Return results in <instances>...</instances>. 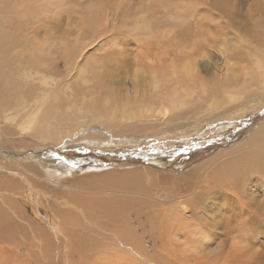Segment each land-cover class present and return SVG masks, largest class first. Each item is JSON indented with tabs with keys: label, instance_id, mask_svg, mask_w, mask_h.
<instances>
[{
	"label": "rangeland",
	"instance_id": "obj_1",
	"mask_svg": "<svg viewBox=\"0 0 264 264\" xmlns=\"http://www.w3.org/2000/svg\"><path fill=\"white\" fill-rule=\"evenodd\" d=\"M5 1L10 2L14 6V13H16L14 15L18 17V20L12 25V32L17 35V29H29L33 30L38 37L36 42L33 40L27 43L20 39L19 42L16 41V36L11 37L14 47H25L30 51L29 53L25 52L24 54H19L18 57L13 56L17 59L16 62L9 68L0 69V103L6 107V115L16 116L17 113H20L19 117H22V114L32 112L37 105L35 102L38 101L37 99H39V97L44 96L46 93L52 94L57 91V89L60 93L64 92L66 97H72L74 95L76 101H83L85 99L88 102L86 96L93 98L91 94H95L96 91V82L93 81L94 78H91L92 76L90 75L91 72H94L93 67L96 66L110 68L111 73L114 74L112 76L117 78L119 84L122 85V89L127 93V90H132L133 82L131 79L137 68L143 71L146 69L145 65L158 68L165 63H161L159 60L166 57V50H153V47H156V41L153 40L149 42L150 38H147V32L142 27V24L140 25L138 22L140 17L146 16L156 3L163 0H44L32 6L33 8L36 6L34 11L27 6H21V0ZM170 1L173 3L182 2L181 4L185 5L187 9L186 11L180 10L177 12L179 15L178 17L173 16L170 12H164V10H162V15L167 19L164 20L166 24L185 26L190 32L194 30V32H196L195 27L197 28L200 25H204L206 27V31L202 29L204 34L210 32L215 37L219 36L218 40L227 39L228 41H234L239 47L238 52H240L242 45L240 39L251 43L250 40L256 36V32L264 37V0H225L228 3L225 1L223 2V0L222 2L221 0ZM222 3L225 4L222 5ZM94 6L102 8L103 14L101 15L105 23L99 26L91 25L87 26L88 28L86 26L83 27L82 20L84 14H87ZM7 9V7L4 8L6 12ZM138 9L149 10L142 15V12L138 13ZM187 23L189 25H187ZM134 25L138 28H132ZM197 31L200 32L201 30ZM203 31L200 32L202 35H204ZM200 33H198V35H200ZM207 34L204 35L206 36L207 44L206 41L202 39V42L200 41V43L204 42L201 47L205 49L204 51L207 55L198 62L199 70H201V78L204 79V82L214 79L216 75L224 69V65L230 66L231 68L234 66L238 69H245L247 67V58L242 56L241 52L237 53L236 57L229 56V58L233 60L236 58V61H229V59L224 61V59L221 58L222 56H220V50L213 46L214 40ZM252 44H254L255 47L258 45H256V43ZM36 48H39V51ZM117 50L120 52L118 53L120 56L117 55ZM39 52L43 54V58L39 57ZM156 52H159L161 56H154ZM71 53L77 58L73 66L67 65L68 62L73 61L71 60L73 57ZM169 53L171 59L168 58L173 60V52L170 51ZM22 56H25V60L20 62ZM147 57L149 58L148 60H146ZM170 60L169 62H171ZM40 61L44 62V64L38 69L36 66ZM117 64L119 68L115 66ZM97 67L96 70L99 69H97ZM80 70H82L83 74L79 72ZM223 72H225V70H223ZM6 74L9 75L8 78ZM39 75L46 78V84L41 83L42 78L38 77ZM149 80L148 76H145V80H142L140 84L144 85ZM26 90L27 94H23ZM136 91L142 93L141 87L139 86ZM261 95L262 94L258 91L253 92L252 95L251 93L247 94L244 99L247 101L248 106L238 107L234 112H229L226 115L220 110V112L218 111V115L220 116L213 117V119L212 117H206V119H208L202 122L204 126L202 124L195 125L194 114L190 113V110L186 112L185 110L187 108H185L183 110L184 118L179 122V124L183 126V129H179V131L169 130V132H167L168 130H166V128H161L162 126L159 127L160 129L144 131L141 124L159 122V120H157L158 118H151L137 125V129L132 131V133L129 132L130 134L128 131L125 132V126L128 125V122L124 119H119L120 122L118 126H122L120 128H108L105 123L94 124L95 122H93L90 126L80 127L74 132L75 134L68 136L63 142L57 144L54 142H42L34 138L33 143L31 142L30 144L21 146L19 145L20 143H18V139L22 138V136H16L12 137L9 145L6 146L8 142L5 144V141L7 140L0 136V215L3 216L5 221L8 220L7 223L0 225V229L1 227L6 228L4 231L0 230V264H46L47 259H54L55 263L58 262L57 264H70L72 262V264H157L156 261L158 262L159 259L167 262L166 259L168 257L164 255V250L161 248L163 245L159 239L156 240V231L151 230L147 225L144 227L139 226L142 224L137 219L139 208H142V210L146 209V205L144 206L135 196L129 195L140 192V188L145 186V191L149 193L155 189V192L163 191L165 194H169L172 190L175 191V195L177 192L182 193L183 197H187L195 188L201 191L205 183L209 180L211 172L215 167L225 163L233 157L242 156V154L244 155L248 152L244 150L234 153L237 156L229 154L224 158L216 160L217 162L212 164V166L209 165L218 158V155L220 156V154L222 155L223 153L238 150L237 148L241 147L244 144L243 142H246L251 134L264 124V94L263 96ZM77 103H80V101ZM244 104H246V102ZM51 105L52 104L48 103L47 107ZM26 106L29 108L27 107V109ZM25 110H28V112H25ZM47 110H49V108ZM242 111L245 113H242ZM93 113V110H89V113L87 112V115L83 116L81 121L92 118ZM0 122L2 123L1 119ZM205 122L206 124H204ZM1 123L0 128L6 127V125ZM34 125V122L31 123L32 127H34ZM139 126L141 128H139ZM12 127L15 128V126ZM168 127H170V125H168ZM155 130H158V132L153 133ZM123 132L125 133L123 134ZM161 134L163 135L161 136ZM90 135H98L104 137V139L108 141L96 142L86 140ZM11 141L13 142L11 143ZM14 143H16L15 146H13ZM50 156L52 159L49 158ZM205 164L210 167H205L200 172L198 170V173L195 172V170L203 167ZM29 167L32 168L29 169ZM55 169H60L61 173L55 171ZM139 169L140 171H138ZM129 171L131 174H128L130 176L128 179L129 176L126 177V175ZM151 171L153 173V175L151 174L152 176L149 175ZM111 173H116L120 176H118V180L122 182L123 188L112 185L111 182L112 187L111 185H106V182L110 181L107 175ZM144 177L146 178L145 180ZM123 178L127 179L123 180ZM132 178L135 181H133ZM130 179L133 182L131 185ZM122 180L124 182L127 180L128 183L125 182L127 186H124ZM141 180L142 182L140 184ZM147 181H150V183H147ZM135 182H138L140 185L135 184ZM151 182H153L154 187H151ZM69 184L73 186V188H68L67 186ZM166 185L167 187H164ZM64 186H66V188ZM190 187V191L186 192ZM75 188L82 189L75 190ZM218 190L220 192H218ZM252 190L254 195L258 192L255 188ZM103 191H107L108 193ZM116 191H123L127 194L126 196L125 194L123 195V193L120 196L113 194V192ZM32 192H34V194ZM261 193V191L258 192L259 195ZM205 194L207 199L209 198L208 200H211L212 203L209 202L207 205L208 209L204 208L207 212L203 209L202 215L204 218L208 217L210 221L212 219L211 222L214 220V223H212L213 227H211V232H213L212 237L215 239L213 242L214 244L204 249V254L210 258L221 250L219 244L223 245L222 242H228L226 243L228 246L230 243L228 236L234 235L231 229L234 230L232 227L235 226L234 222L238 220L237 218H239V216L237 217V211H234L235 213L231 212L235 214V219H237L232 221L233 215L231 216V214H229L230 217L227 215L230 213L229 211L227 213L223 212L225 209L223 208L225 203L224 197L228 198L230 194H226V192L221 189H210L209 192L206 191ZM34 195L37 197L36 199ZM71 195L75 198L78 196L80 202L82 201L84 203L85 201L86 205L78 206V208L82 209L83 217L87 219V221H92V218L87 216V212L92 209L91 204L96 203L99 198L107 197L108 199H99L101 203L98 201L97 203L100 204L98 205L102 206L108 204V206H105L108 211L109 209H113L112 212L115 211L116 214L127 218L129 225L131 223L134 228L133 232L135 235L132 234L131 237L133 239L131 240L135 239V241L138 242L139 239L137 238H140L144 234L142 248L148 253V258L140 257L133 253H131V256L127 249L126 251L121 250L123 246L118 245L112 237L110 240V236L103 235L99 231L100 229L96 228L100 226L101 219L98 221L95 219V223L91 222L95 224L93 226H90V222L82 224L86 226L84 231L86 237L90 238L91 242L94 241V244H98V248L101 243L100 241L103 240L107 243L105 247L106 250L109 251L107 254L108 256H105V254L103 255V253L97 254L96 248L93 249L90 248L91 246H87L80 250L78 255L74 252L71 258L72 261L68 259L67 263L66 260L63 259L62 254H59V244L56 243L55 246V242L48 241V243L50 242L53 245L50 243L45 245L44 240L46 239L42 237L43 235L41 236V234H44L41 232H37V235L33 236V229H41L39 227H42L46 232H50V235H48L50 238L55 236V230H57V228L62 230L66 226L71 228L74 227L72 224L69 225L68 223L66 225L62 222L63 214L58 212V207L56 208L57 205H55L57 202L61 203V200H64L65 196L71 198ZM61 197H63V199H61ZM230 198L234 199L233 194ZM90 201L92 202L91 204L89 203ZM134 204L137 206L134 207ZM220 210L224 213L223 215ZM78 211L80 210L76 209L77 213ZM56 212L58 213L57 215ZM219 212L220 214H218ZM52 213L54 214L52 215ZM216 215L217 219L219 216L223 217H219L222 222L220 219L217 221L215 218ZM77 216L79 217V215ZM92 217L95 218L94 215ZM23 218L26 219L23 220ZM71 219H73V216L68 219V222ZM223 220L224 222L227 221L228 224L227 222L223 223ZM30 223L34 224L31 225ZM34 225L38 227L36 228ZM80 226L81 225H78L77 227ZM30 227H32V229ZM68 227H66L68 229L66 230L67 232L73 233V231H76L73 230L74 228L69 229ZM13 230L17 233L11 235L10 233H12ZM95 230L99 231L100 236L94 232ZM76 233L77 231L75 232L76 237L74 236V239L72 238L73 244L70 243L72 246L75 244L82 245L79 244V241H82L80 236L83 237L84 234H81V232ZM121 233L124 237V231ZM152 234L154 236H152ZM106 237L109 238V240H107ZM75 238L78 240H75ZM260 238L264 239V236L261 235L259 239ZM121 242L123 241L121 240ZM155 242H157L156 246H154ZM66 244L67 243L61 247V251L66 249V252H69L66 248L68 244ZM48 246L49 249L51 248L49 254L46 253V247ZM114 246L117 247V250ZM227 246H224L226 250L223 248V252H219L222 256L224 253V257L226 253H228ZM92 253H95V255L93 256ZM58 255L61 257L59 258ZM67 255H72V252H69ZM136 256L138 258H134ZM164 257L166 259H164ZM168 259L171 261V263L168 262L169 264H181L178 261H174L175 259L173 257Z\"/></svg>",
	"mask_w": 264,
	"mask_h": 264
},
{
	"label": "bare ground",
	"instance_id": "obj_2",
	"mask_svg": "<svg viewBox=\"0 0 264 264\" xmlns=\"http://www.w3.org/2000/svg\"><path fill=\"white\" fill-rule=\"evenodd\" d=\"M40 1H44V0H21V6H27L30 9H33L34 11L36 6L34 8L32 6L34 4L36 5V3L39 4ZM224 1L225 0H223V2ZM181 3L182 2L173 3L170 0H163L159 3H156L155 6L151 9V11L146 16L140 17L138 22L140 23V25L142 24V27L147 32L146 34L147 38H150L149 42L153 40L156 41V47H153L154 48L153 50H156V51L166 50L165 51L166 57L164 59L159 60V62L161 63L165 62V63L161 67L159 66L158 68L151 67L150 65H145L146 69L143 71L137 68L131 79L133 82L132 90H127L128 91L127 93L124 92V90L122 89V85L119 84V81L117 80V78L112 76L114 74L111 73L110 68L108 69V67H103V66L97 67L96 66L97 69L98 68L99 69L96 70V67H93L94 72L90 73V75L92 76L91 78H94L93 81L96 82L95 84L96 91H95V94L93 93L94 95L91 94L93 98H91L90 96H86L88 102L84 99L83 101L79 100L80 103H77L79 101H76L74 95L72 97H66L64 92L60 93L57 89V91H55L52 94L46 93L44 94V96L39 97V99H37L38 101L35 102L37 103V105L36 106L34 105L35 108L33 107L34 110L32 112L22 114V117H19L20 113H17L16 116L6 115L5 113L6 107H4V105L0 103V119L2 123L6 125V127L0 128V132L2 133V134L0 133V136L4 138L5 140H7L5 141V144L6 142H8L6 146L9 145L11 138L16 137V136L17 137L22 136V138L18 139V143H20L19 145L21 146L30 144L31 142L33 143L34 138L42 142H54L57 144V143L63 142L65 138H67L68 136H72L73 134H75L74 132L80 127L90 126L92 125L93 122H95L94 124L105 123L108 128H112V127L120 128L122 126H118L120 122L119 119H124L128 122L127 123L128 125L126 126L123 125L126 127L125 132L128 131V133L129 132L132 133V131L137 129V125H140V123L146 122L147 120L151 118H158L157 120H159V122L152 123V124L143 123V124H146L144 126H142L143 124H141V127L143 128L144 131L160 129L159 127L161 126H162L161 128H164V129L166 128V130H168L167 132H169V130L179 131V129H183V126L180 125L179 122L182 121L184 118L183 110L185 108H187L185 110L186 112L187 110H190L189 112L194 114L193 117L195 119L194 120L195 125H199V124L203 125L202 122L203 120L206 119V117H212L213 119V117L215 118V117L220 116L218 115L220 110H222V113L226 115L229 112H234L236 108L238 107L248 106V103L247 101H245L244 98L249 93H251L252 95L253 92L258 91L259 93L262 94L261 96H263L264 94V50H263L264 37L261 34H258V32H256V36H254V38L250 40L251 43L247 42L246 40L240 39V42L242 43L240 52L242 53V56L247 58V62H248V65L245 69L243 68L238 69L237 67H234V66L233 68H231L230 66H225L223 64L224 65L223 70H225V72L221 70L220 73L216 75L214 79H212L211 81L206 80V82H204V79L201 78V74H200L201 70H199L198 62L200 59H202L203 57L207 55V53L204 51L205 49L201 47L204 42L200 43V41L202 42V40L206 41V36L204 35H206L207 33L204 34V31H203V30L206 31V27L204 25L203 26L200 25L197 28L195 27L196 32H194L195 30L190 32L186 29L185 26H177L176 24H168V23L166 24V21L164 20H167V19L164 18V16L162 15V10H164V12L165 11L170 12L173 16L178 17L179 15L177 12H179L180 10L186 11L187 9V7L185 5H182ZM224 4L222 3V5ZM6 7L8 8L7 12L4 10V8ZM13 7L14 6L10 2H7L5 0H0V69L9 68L13 63H15L17 59H15L13 56L18 57L19 54H24L25 52L29 53L30 51L28 48H25V47H20V48L14 47L13 40L11 38L12 36L17 37L16 41L19 42V39H20L26 43L33 41V40L36 42L38 39V37L35 35L33 30L17 29V33H18L17 35L14 32H12V29H13L12 25L15 21L18 20V17L14 15L16 13H14L15 11ZM148 10L149 9H146V10L138 9L137 11L138 13L142 12V15H143V13H145ZM101 14H103L101 7L94 6L93 8H91L88 11V13L84 14L83 16V20H82L83 27L84 26L87 27L91 25L99 26L101 24H104L105 20L102 19ZM187 25L189 24L187 23ZM132 28L136 29L138 27L134 25ZM197 30L203 31L204 35L200 33L201 31L199 32ZM198 33H200V35H198ZM207 35H210L211 38L214 40L213 46H215L218 50H220L219 52L221 53L220 56H222L221 58H223L224 61L225 60L227 61L228 59L229 61H236V58L235 60H233L232 58H229L230 55L233 57H236V54L240 53L238 52L239 47L238 45L234 43V41H231L230 39H229L230 41H228L227 39L218 40L219 36L215 37L210 32ZM252 43H256V45L258 44L257 45L258 47L257 46L255 47L254 44ZM206 44H207V41H206ZM36 49L38 50L39 48H36ZM170 51L173 52V58H174L173 60H170L171 59L170 53H169ZM116 53L118 56H120V54H118L120 53L118 52V50L116 51ZM72 56L70 57H72L71 60L73 61L67 63V65L69 66H73L77 60V58L74 57V54ZM154 56L158 57V56H161V54L159 52H156ZM39 57L43 58V54L41 52H39ZM148 59L149 58L147 57L146 60ZM24 60H25V56H22L20 62H23ZM169 60L171 62H169ZM43 64L44 62L40 61L36 67L40 69L39 67ZM115 66L119 68L118 64ZM79 72L83 74L82 70H80ZM145 76H148L150 80L146 82L144 85H142L140 83H142V80L143 81L145 80ZM6 77L8 78L9 75L6 74ZM38 77L42 78L41 79L42 84H46V78L44 76L39 75ZM139 86L141 87L142 93H139L136 91V89ZM23 94H27V90L24 91ZM263 100H264V97H263ZM245 102L246 104H244ZM48 103L52 105L50 107H47ZM27 107L28 106H26V108ZM48 108L49 110H47ZM89 110H93L94 112L92 115L93 117L90 118L91 120L85 119L81 121V118L87 115V112L89 113ZM25 112H28V110H25ZM242 113H245V112L242 111ZM33 122L35 123L34 127L31 126V123ZM204 124H206V122ZM168 125H170V127H168ZM12 126H15V128H13ZM141 127L139 126V128ZM21 130H24V131H21ZM125 132H123V134ZM156 132H158V130L157 131L155 130V132L153 133H156ZM162 135L163 134H161V136ZM1 137H0V141H1ZM86 140L96 141V142L108 141L104 139V137H100L98 135H92V136L90 135L86 138ZM12 142L13 141H11V143ZM243 143L244 144L243 145L241 144L242 145L241 147L237 148L238 150L223 153L222 155L220 154V156L218 155L217 159L215 160L213 159L214 161H212L210 164L208 163L209 165L212 166V164L217 162L216 160H219L220 158H224L226 155L238 153L244 150L248 151L244 155L241 153L242 156H237L236 154H234L237 157L235 158L233 157L232 159L226 161L225 163L215 167L211 172L209 180L205 183L201 191L195 188L191 194L189 193L190 195L188 194L187 196L188 198L183 197L182 193H179V192H177V194L175 195V191H172V190H171V193L169 192V194L167 193L165 194L163 191L155 192V189H153L151 193H149L148 191H145L146 190L145 185H144L145 187L140 188L141 190L140 192L129 195V196H135L139 201H141V203L144 206L146 205L147 207L146 209L142 210V208H139L137 219L139 220L140 223H142L139 226L144 227L147 225L149 226L151 230L156 231L155 233L156 240L159 239L161 241V244L163 245V247L161 248L164 250V255H166L168 258L173 257L175 259L174 261H178L181 264H264V239H261V238L259 239L261 235L264 236V227H263L264 226V124L261 127H259L256 131H254L253 134H251V136L249 137V139ZM15 144L16 143H14L13 146H15ZM4 148H5V145H4ZM49 158H51V156ZM209 165L206 166L205 164L203 167L195 170V172L198 173L197 172L198 170L200 172L205 167H210ZM30 168L32 167H29V169ZM55 171H59L61 173L60 169H55ZM138 171H140V169ZM129 173L130 171L127 173L126 177L129 176L128 175ZM151 174L153 175L152 171L149 175ZM118 176L119 175H117L116 173H111L110 175H107L110 181L109 182L107 181L106 185H111L112 183V185H117V186L122 187L123 186L122 182L118 180L119 179ZM95 178H98V177H95ZM129 178L130 176L128 177V179ZM111 179H115V180H111ZM125 179L123 178V180ZM145 179L146 178L144 177V180ZM129 181H131V179ZM133 181L135 180L133 179ZM125 182L128 183L127 180ZM125 182L123 183L124 186L126 185ZM131 182H130V185L133 184V182L132 183ZM138 182H135V184H139ZM141 182L142 180L140 181V184ZM147 183H150V181H147ZM151 183H152L151 187H154L153 182ZM64 187L66 188V186ZM67 187L70 189L73 188V186H70V184ZM164 187H167V185ZM253 188H255L258 192L261 191L262 193L259 195L257 192L256 194L258 195L256 194L254 195L253 190H252ZM76 189H82V188H75V190ZM190 189L191 187L188 188L186 192L190 191ZM210 189H221L225 191L226 194H230L228 195V198L224 197L225 203H224V207L223 206L222 207L225 209L223 212L227 213L229 211L230 213H228L227 215L229 214H231V216L233 215L232 221L238 219L237 221L234 222L235 226L232 227L234 228V230L231 229V232L233 231L232 233H234V235L228 236L230 239L229 240L230 243L228 244V246L226 244L228 242L223 243L220 238V241L222 242L223 245L219 244V247L221 248V250L220 249L219 250L223 252L224 246L228 247V253H226L225 257H224V253H223V256L221 253H219L220 251L212 255V257L210 258H208L206 254H204L205 253L204 249H206L211 244H214L213 242L215 240L212 237L213 232H211V227H213L212 223H214V220L213 222H211L212 221L211 218H210L211 219L210 221L208 217L204 218V216L202 215L203 211L205 210L204 208H207V205L209 204V202L212 203L211 200H208L209 198L207 199V196L205 194V192L206 191L209 192ZM168 190H169V187H168ZM107 191H108V188H107ZM107 191H103V192L108 193ZM218 192L220 191L218 190ZM32 193L34 194V192ZM122 193L123 195L125 194V196L127 194L126 192H123V191L113 192V194H117L119 196L122 195ZM232 194H233L234 199L230 198ZM72 195H71V198H68V196H65L64 200H61L62 201L61 203L57 202V204L55 205H57L56 208L58 207L57 208L58 212L60 214L61 213L63 214L62 222H64L66 225L69 223V225L72 224L74 226L72 228L68 226L66 227H68L69 229L74 228L73 230H76L77 233L81 232V234H84L83 237L80 236V238H82V241H79L80 242L79 244H82V245L75 244L73 245L74 247L70 245V243L73 244V239H74L76 231H73V233L71 232L72 233L71 234L69 231L68 232L66 231L68 230L66 227L62 230H59L57 228V230H55L56 231L55 236L54 237L52 236L51 238L48 236L50 235V232H46L44 229H42V227H39L41 229H33V232H34V234L32 232L33 236L37 235V232H41V233H44V234L40 233L41 236L43 235L42 237L46 239L44 240L45 245H48L50 242H55V246H56V243L59 244L58 245L60 246L59 254L60 253L62 254L63 259L66 260L67 263H68V259L72 261L71 258L74 255V252L77 253L78 255L80 250L86 248L87 246H91L90 248H93V249L96 248L95 250H97V254L103 253V255L105 254L106 256L109 253V251H107L105 247V244L107 243L103 240L100 241L101 243L98 248V244H94V241L91 242V239L86 237V234L84 232L86 226L82 224V223L90 222V226L91 225L93 226L95 224L91 222L95 223V219H97V221L101 219L100 226L98 227L95 226V227L97 229H100L99 231L103 235L110 236V240L112 237L113 240L116 243H118V245L123 246L121 250L126 251L127 249V251L129 252V255L133 253L137 256L148 258L147 256L148 253L146 252V250L142 248L143 243H144V234L140 238H137L139 239L138 242L135 241V239L131 240L133 239L131 236L132 234H134L133 232L134 228L132 227L131 223L129 225V223L127 222V218L126 217L124 218L123 216L116 214L115 211L112 212L113 209L112 210L109 209L108 211L105 207V206H108V204L99 206L100 204L97 203L99 199H108L107 197L99 198L96 203H92L91 201L89 202L90 204L92 203L91 204L92 209L87 212L88 213L87 216H90L92 218L91 219L92 221H87V219L83 217L82 209L78 208V206L86 205L85 201L84 203L81 201L82 202L81 203L78 196L77 198H75ZM36 198L37 197H35V199ZM61 199H63V197H61ZM133 206L136 207L137 205L134 204ZM76 209L80 211H78L77 213ZM234 211L235 212L237 211L236 212L237 217L239 216V218L235 219V216H234L235 214L231 213ZM224 213H222V215ZM53 214L54 213H52V215ZM57 214L58 213L56 212V215ZM218 214H220V212ZM77 215H79V217ZM93 215L95 216V218L92 217ZM227 215H226V218H227ZM71 216H73V219H71L68 222V219ZM219 217L218 219L223 218V217H220V218ZM215 218L217 219V215L215 216ZM24 219L26 218H23V220ZM208 220L211 222V224ZM7 222L8 220L5 221L3 216L0 217V225H2L3 223H7ZM44 222H45V219H44ZM226 222H224L223 220V223H226ZM51 223L53 224L52 221ZM33 224L34 223H32L31 225ZM78 225H81V226L77 227ZM35 227L37 228L38 226H35ZM30 228L32 229V227ZM4 229L6 228L1 227L0 230L4 231ZM99 231L95 230L94 232L97 233L98 236H100ZM122 231H124V237L122 236V233H121ZM226 232L228 233L227 229H226ZM13 233L16 234L17 232L13 230V232L10 234L12 235ZM152 236L154 235L152 234ZM77 238H75V240ZM35 239H38V238H35ZM107 240H109V238H107ZM121 240L123 242H121ZM48 241L50 242L48 243ZM65 243L68 244V245L66 244L67 246L65 245L68 251L72 252V255L70 256L67 255L69 252H66V249L64 250L62 248L63 251H61V247ZM50 244L53 245L52 243ZM156 245H157V242H155L154 246ZM46 248H47L46 253L49 254L51 252L50 250L51 248L49 249V246ZM115 249L117 250V247H115ZM40 251H41V248H40ZM95 253H92V255L94 256ZM137 256L134 258H138ZM60 257L61 256H59V258ZM106 258L109 259L108 257ZM168 258L166 259L164 257V259H166L167 262L159 259L158 262L156 261V263L157 264H169L171 263V261ZM54 261H55L54 259H47L46 264L48 263L57 264L58 263V262L55 263Z\"/></svg>",
	"mask_w": 264,
	"mask_h": 264
}]
</instances>
